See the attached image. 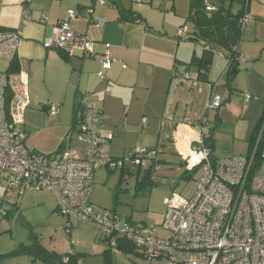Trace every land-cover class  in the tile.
I'll list each match as a JSON object with an SVG mask.
<instances>
[{"label":"built area","instance_id":"2783aa9c","mask_svg":"<svg viewBox=\"0 0 264 264\" xmlns=\"http://www.w3.org/2000/svg\"><path fill=\"white\" fill-rule=\"evenodd\" d=\"M95 1L113 5L109 0ZM239 1L244 4V31L249 4L264 5V0ZM206 10L215 11L212 0H206ZM78 15V11H68L70 20ZM96 25L102 27L100 22ZM187 34L188 30L181 28L178 38L186 39ZM22 40L21 31L0 28V59H16ZM98 45L76 34L69 21L61 22L44 41L46 49L70 57H94ZM102 62L106 69L111 67L110 46H104ZM182 77L189 79L188 73ZM218 86L219 83L212 87L210 108L215 110L222 106L221 97L216 95ZM30 104L29 76L23 71L0 72V186L5 189L0 196V220L19 207V200L26 193L46 191L53 194L63 216L94 225L110 249L118 253L119 245H127L144 258L161 264H264V176L258 175L256 169L264 126L248 154L221 159L207 144L211 134L207 121L195 128L199 136L195 144L178 150L196 182V193L191 199L174 194L166 200L162 227L169 237L161 238L155 229L129 218L122 222L116 211L95 209L91 202L97 171L107 169L115 173L126 166L147 171L155 152L137 148L121 159L107 154L103 145L113 136L100 133L102 113L88 94L80 101L78 130L67 135L68 142H75L82 149L49 155L31 151L26 146L25 128ZM48 113L53 116L55 110L50 108Z\"/></svg>","mask_w":264,"mask_h":264},{"label":"crops","instance_id":"0c3cea01","mask_svg":"<svg viewBox=\"0 0 264 264\" xmlns=\"http://www.w3.org/2000/svg\"><path fill=\"white\" fill-rule=\"evenodd\" d=\"M109 1L116 4L102 5L95 0H0V28L22 32L23 40L15 60L18 70L29 76L31 104L26 112V120L32 129H36L40 125L37 121L40 113H47L53 108L55 115L49 118L50 124L59 128V149L65 142L61 151L66 150L69 145L67 135L71 131L76 132L81 121V98L88 94L102 113L100 133L113 136L103 145L111 157L120 159L135 146L145 144L152 146L147 149L155 151L154 145L159 147L162 142L165 148L166 141L170 140L181 158L178 147L186 149L195 144L199 138L195 128L208 115H205L208 87L200 83H208L209 74L207 81H201L199 69L195 66L198 82L191 80V90L187 93L188 85L182 81L191 78L175 76L176 73L187 74L186 71L180 73L179 65L184 64L188 71L190 69L179 57L181 46L176 45L170 37L164 38L152 32L140 9L143 1ZM70 10L78 11V17L70 20ZM90 10L93 13L89 14ZM121 10L139 14L142 21L123 19ZM63 21H69L76 34L99 44L94 57H70L44 47L45 39ZM96 22H100L102 27L98 28ZM105 45L110 46L112 56L109 69L102 62ZM241 58L239 62L244 61ZM8 60L9 69L13 60ZM251 85L250 92L259 94L257 87L260 84L254 80ZM42 86L50 87L48 90L56 95L50 96L49 103L42 102ZM209 91L212 92L211 85ZM32 106L35 110L31 109ZM240 123L243 122L234 127L233 138L236 140L246 130L240 129ZM209 129L211 134L207 144L214 147L216 158L248 154V141L252 134L247 136L248 139L246 137V153L239 151L238 155L225 157L217 149L220 136L213 128ZM27 133L29 136L30 132ZM22 256L26 255L18 257Z\"/></svg>","mask_w":264,"mask_h":264},{"label":"rangeland","instance_id":"374dc122","mask_svg":"<svg viewBox=\"0 0 264 264\" xmlns=\"http://www.w3.org/2000/svg\"><path fill=\"white\" fill-rule=\"evenodd\" d=\"M142 1L140 9L152 27V32L164 38L170 37L176 45L181 46L180 52L178 51L179 57L190 66L188 71L186 65H179L180 73L186 71L191 78L182 81L188 85V93L191 90V80L196 81L198 75L197 68L191 65L193 56H202L208 44L215 41L214 15L206 12V0ZM226 5L230 6V1H227ZM231 8L232 12L237 14L242 5L234 2ZM247 16L249 20L237 47L244 61L237 63L238 73L233 76V80L227 74V53L219 48L212 59L208 83L199 82L208 87V104L205 112V115L207 113L208 115L204 116V121H208L207 127L213 128L220 136L217 149L221 151V156L225 157L238 155L239 151L246 153L248 148L246 137L253 133L264 111V5L250 3ZM180 28L188 30L186 39L178 38ZM192 39L194 41H190ZM8 66V59H0V72L6 71ZM182 75L184 74L178 73L177 78H183ZM254 80L260 84L257 87L259 94L250 92ZM218 83L216 95L221 97L222 106L215 110L210 108L212 92L210 93L209 87ZM48 89L50 87L42 86L40 90L44 103H49L51 95L56 96ZM248 97H252V100ZM31 109L35 110V107L32 106ZM40 114L37 120L40 125L36 129H32L26 120L25 127L30 132L26 146L31 151L42 154L56 153L59 149V128L51 126L49 118L52 116H49L48 112ZM239 122H243L240 123V129L246 130L241 131L242 137L236 140L233 133ZM146 145L135 146L133 149L152 148ZM165 145L163 148V143L160 142L159 147L153 146V149L156 148L154 151L156 156L152 162L151 172H139L131 166H126L124 170L115 173L107 169L98 171L91 197L94 208L114 210L122 222L129 218L137 224L155 229L159 237L168 238L169 233L162 227L167 210L166 200L174 194L191 199L196 193L197 186L178 156L175 144L168 140ZM68 149H80V146L75 142H69L66 150ZM257 174L264 176V162L258 166ZM4 191L5 189L0 186V196H3ZM35 240L49 252L63 256L64 262L70 256L76 255L79 264H161L135 252L124 254L111 250L94 225L80 218L70 219L63 216L57 210V201L53 194L46 191H39L36 195L27 193L20 200V208L15 207L8 217L0 220V255L9 254L21 245L30 246ZM0 264L45 263L40 260L33 262L30 256H17L0 259Z\"/></svg>","mask_w":264,"mask_h":264},{"label":"trees","instance_id":"16d2710c","mask_svg":"<svg viewBox=\"0 0 264 264\" xmlns=\"http://www.w3.org/2000/svg\"><path fill=\"white\" fill-rule=\"evenodd\" d=\"M212 4L215 7V11L208 12L214 15L215 21V41H211L214 43H209L208 48L204 50L202 56L198 57L196 55L193 56L191 65L196 66L199 69V78L201 81H207L208 74L211 69L212 59L215 55L217 49H224L227 53L228 59V69L227 73L232 77L231 73L233 69L237 70V63L240 61L241 53L237 48L240 44L241 37L243 34L242 31V20L245 15L244 4L239 0H212ZM227 1H230V6H227ZM215 2V3H214ZM234 2H239L242 5V8L238 11L237 14L232 12V4ZM113 4L116 2L112 1ZM206 8V7H205ZM123 19H131L133 21H142V18L139 14L134 13L132 11L121 10ZM181 29V28H180ZM194 41V39L190 40ZM10 73H17L18 63L14 59L11 63V67L8 69ZM81 112V109H80ZM264 126V111L261 116V119L257 123L248 143H249V152L253 149L256 144L257 138L263 129ZM72 132V131H71ZM69 132V133H71ZM67 141V139H66ZM65 144V142H63ZM64 144L58 149L61 151ZM210 147L214 151V147L210 145ZM260 153L256 155V169L260 164L264 162L262 159V152H264V137L259 146ZM57 151V152H58ZM117 159V158H115ZM121 159V158H120ZM147 172H151V166L147 170ZM20 207H17L19 209ZM10 215V214H9ZM121 253H130L135 252L138 255H141L139 252H136L135 248H132L127 245H119ZM21 255L30 256L33 258V262L40 260L45 264H79V258L76 255H72L68 258L66 262L63 261V256L58 255L54 252H49L38 240H35L32 245L25 246L21 245L17 250L6 254L0 255V259L3 258H12ZM107 255V253H106Z\"/></svg>","mask_w":264,"mask_h":264},{"label":"water","instance_id":"95a60500","mask_svg":"<svg viewBox=\"0 0 264 264\" xmlns=\"http://www.w3.org/2000/svg\"><path fill=\"white\" fill-rule=\"evenodd\" d=\"M237 72H238V71H237L236 69H233V71H232V73H231V75H232L231 80H233V76H234Z\"/></svg>","mask_w":264,"mask_h":264}]
</instances>
